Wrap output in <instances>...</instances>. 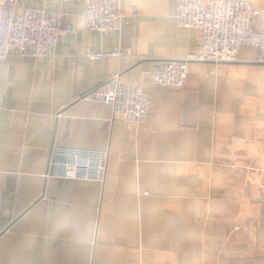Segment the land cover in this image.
Here are the masks:
<instances>
[{"label":"crops","instance_id":"crops-1","mask_svg":"<svg viewBox=\"0 0 264 264\" xmlns=\"http://www.w3.org/2000/svg\"><path fill=\"white\" fill-rule=\"evenodd\" d=\"M181 1L116 0L104 36L88 0H17L70 29L54 56L0 66V264H264V64L243 46L235 62H190L180 89L153 84L161 63L203 52L177 25ZM244 1L264 29V0ZM116 75L148 93L142 123L83 98ZM53 147L102 151L103 180L47 177Z\"/></svg>","mask_w":264,"mask_h":264},{"label":"built area","instance_id":"built-area-1","mask_svg":"<svg viewBox=\"0 0 264 264\" xmlns=\"http://www.w3.org/2000/svg\"><path fill=\"white\" fill-rule=\"evenodd\" d=\"M16 4L17 0H0V66L11 55L35 59L54 56L59 36L70 29L61 14L29 8L18 11ZM260 16V10L244 0H182L177 6V25L198 32L203 52L161 63L150 72L151 82L180 89L187 79L190 62H235L243 46L254 47L256 62L264 64V29H255L251 24ZM85 19L91 30L111 36L118 29L121 13L116 0H88ZM86 55L97 61L123 58L118 48L109 53L87 50ZM112 83L113 87H96L83 98L110 104L114 116L128 123H142L149 108L148 93L140 85L119 84L117 75ZM106 161L102 151L53 147L49 151L46 176L101 182Z\"/></svg>","mask_w":264,"mask_h":264},{"label":"rangeland","instance_id":"rangeland-1","mask_svg":"<svg viewBox=\"0 0 264 264\" xmlns=\"http://www.w3.org/2000/svg\"><path fill=\"white\" fill-rule=\"evenodd\" d=\"M149 109H150V98H149V108H148V111H149ZM148 111H147V112H148Z\"/></svg>","mask_w":264,"mask_h":264}]
</instances>
